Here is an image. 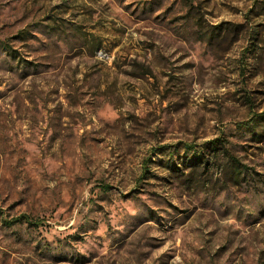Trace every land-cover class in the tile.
Returning <instances> with one entry per match:
<instances>
[{"label": "rangeland", "instance_id": "rangeland-1", "mask_svg": "<svg viewBox=\"0 0 264 264\" xmlns=\"http://www.w3.org/2000/svg\"><path fill=\"white\" fill-rule=\"evenodd\" d=\"M0 264H264V0H0Z\"/></svg>", "mask_w": 264, "mask_h": 264}, {"label": "trees", "instance_id": "trees-1", "mask_svg": "<svg viewBox=\"0 0 264 264\" xmlns=\"http://www.w3.org/2000/svg\"><path fill=\"white\" fill-rule=\"evenodd\" d=\"M210 145H211L210 147H211L212 149L215 150V149L218 148V141H214V142L212 141V142H210ZM189 148L193 149L194 147L191 146V147H189ZM225 150H226L227 155L229 156L232 171H233L234 173L240 175V174L242 173V170H243V165H241L240 162L237 161V159L234 158V157L231 155V153L229 152L228 149H225ZM199 158H200L201 160H203L204 162H207V160L209 159L208 155H206L205 153L201 154V156H200ZM147 172H148V169L145 170L144 175H145ZM18 220H22V219H15L14 221H18ZM25 221H26V222H30V221H28L27 219H26Z\"/></svg>", "mask_w": 264, "mask_h": 264}]
</instances>
